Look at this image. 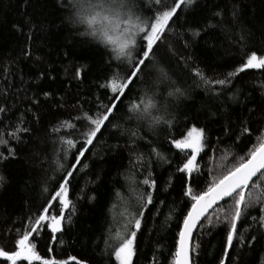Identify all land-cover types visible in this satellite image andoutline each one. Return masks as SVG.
<instances>
[{
    "label": "trees",
    "instance_id": "obj_1",
    "mask_svg": "<svg viewBox=\"0 0 264 264\" xmlns=\"http://www.w3.org/2000/svg\"><path fill=\"white\" fill-rule=\"evenodd\" d=\"M66 3L0 0V107L5 109L0 113V134L17 153L15 159L0 162V175L7 180L0 187V248L8 251L14 249L28 221L41 211L48 196L43 189L51 191L54 184L49 177L59 176L53 171V150L58 147L54 141L69 130L53 134L51 129L107 103L101 84L109 75V52L83 34L85 26L70 22L62 7ZM178 17L157 53L161 66L187 90L184 97L174 99L167 97L162 86L163 95L157 96L168 104L165 118L172 126L151 129L145 123L138 126L135 121L118 120L143 139L121 135L116 129L104 134L93 155L84 161L88 167L81 168L72 182L70 198L76 213L71 223L65 222V231L57 234L56 243L49 242L46 230L34 239L41 256H74L85 264H115L105 240L123 231L126 215L137 210V190L148 191L140 181L151 173L158 191L153 193L155 207L145 211L146 223L137 234L134 264H154V259L169 264L178 223L188 206L183 195L184 174L176 171L185 155L172 140L196 126L204 129L208 148L215 150L211 159L201 161L202 175L195 191L205 186V177L210 179L209 168L214 171L223 164L217 171L220 174L231 166L235 157L225 160L226 151L244 155L256 142V134L264 128V69L246 70L230 86H216L211 92L197 86L200 82L190 69L198 66L209 78L224 79L252 51L264 55V0H196L178 12ZM194 32L199 35L193 36ZM138 95L142 91L133 98ZM245 124L252 130L251 136L242 134ZM18 125L31 130L21 134L22 142L7 135ZM153 148L164 159L151 153ZM0 151L7 154L3 147ZM137 154L143 155V163L133 167ZM259 214V207L248 209L239 222L238 234L246 242H234L227 264H264V229L252 220ZM224 230V225L204 224L196 233V264H220ZM252 236L256 240L248 246Z\"/></svg>",
    "mask_w": 264,
    "mask_h": 264
},
{
    "label": "snow or ice",
    "instance_id": "obj_2",
    "mask_svg": "<svg viewBox=\"0 0 264 264\" xmlns=\"http://www.w3.org/2000/svg\"><path fill=\"white\" fill-rule=\"evenodd\" d=\"M195 2L147 0L145 4L144 0H67L62 5L68 11L70 22L85 26L83 34L93 38L109 52L110 71L101 84L106 90L107 103L101 102L94 111L61 121L51 129L53 134H59L63 129L69 130L66 135H57L54 141L58 147L53 150L55 159L52 164L53 171L58 172L59 176L49 177L54 181L51 191L44 187L47 199L39 214L28 221V226L15 241L14 249L8 251L0 248V264H85L74 256L67 259L41 256L34 239L46 230L49 242L56 243L57 234L65 231V222L71 223V216L76 213V206L70 198L72 182L81 168L88 167L84 161L93 155V149L103 140L105 133L116 129L121 135L127 133L132 138L143 139L136 130L125 129L118 120L135 121L138 126L145 123L151 129L161 124L169 128L172 126V121L165 118L169 106L166 102L161 103L157 96L163 95L162 86L167 97L174 99L184 97L187 90L161 66L157 53L175 22L174 18H179L178 12L190 8ZM216 15L220 16L221 13ZM198 35L199 32L193 33V36ZM240 39L244 40L245 37L241 36ZM113 61L116 63L113 64ZM249 69H264V55L252 51L224 79L209 78L198 66L190 71L200 82L197 86H203L211 92L216 86H230L232 79ZM140 91L142 95L133 98ZM3 112L5 109L0 107V113ZM29 131L18 125L7 135L22 142L21 134ZM242 134L251 136L252 130L245 124ZM172 144L185 155L176 171L184 174L183 195L188 199V206L178 223L169 264H196L199 244L194 242L193 234L202 231L204 224L209 227L225 226L220 264H227L229 250L234 247V242L240 245L246 242L238 234V224L248 214V209L259 207V217L253 216L252 220L260 229H264V128L256 134V142L244 155L226 151L224 159L234 156L233 163L226 166V171L216 175L209 168L210 179L205 177V186L200 191H195L194 186L200 183L201 161L211 159L215 151L208 148L204 129L192 126L180 139H173ZM0 147L7 152L0 151V162L16 158L15 148L9 146L3 134H0ZM150 152L164 159L154 148ZM142 163L143 155L137 154L132 161L133 167ZM5 183V176L0 175V187ZM140 183L147 186L148 191L137 190V210L128 212L122 232L116 233L114 238L109 237L115 243L105 240L106 247L111 248L109 255L114 258L115 264H134L137 234L146 223L144 213L149 210V206L155 207L153 193L158 191L156 179L149 173ZM255 240L256 237L252 236L247 241L248 246ZM51 250L48 249L49 252ZM154 264H158L155 259Z\"/></svg>",
    "mask_w": 264,
    "mask_h": 264
},
{
    "label": "rangeland",
    "instance_id": "obj_3",
    "mask_svg": "<svg viewBox=\"0 0 264 264\" xmlns=\"http://www.w3.org/2000/svg\"><path fill=\"white\" fill-rule=\"evenodd\" d=\"M231 159H233V157H231ZM223 165V164H222ZM222 165L219 167V168H216L213 172H214V174L216 175V174H219L217 171L222 167ZM212 172V173H213Z\"/></svg>",
    "mask_w": 264,
    "mask_h": 264
},
{
    "label": "water",
    "instance_id": "obj_4",
    "mask_svg": "<svg viewBox=\"0 0 264 264\" xmlns=\"http://www.w3.org/2000/svg\"><path fill=\"white\" fill-rule=\"evenodd\" d=\"M221 203H224V202H221ZM201 223L203 224L204 222L202 221ZM196 233H197V232H195V233L193 234V239H194Z\"/></svg>",
    "mask_w": 264,
    "mask_h": 264
}]
</instances>
